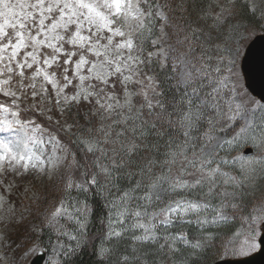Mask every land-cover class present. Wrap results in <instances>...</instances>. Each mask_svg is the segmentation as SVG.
<instances>
[{
	"label": "snow or ice",
	"instance_id": "obj_1",
	"mask_svg": "<svg viewBox=\"0 0 264 264\" xmlns=\"http://www.w3.org/2000/svg\"><path fill=\"white\" fill-rule=\"evenodd\" d=\"M251 6L253 9L259 8L261 15H264V0H252ZM160 15L163 16V13ZM152 18V5L148 0H0V96L4 97L0 100V132L10 133L9 136H0V173L5 171V167L9 171L17 168L27 171L31 168L44 172L61 163V157L56 155L57 148L63 147L61 142L51 133L45 139L47 130L42 125L34 120L21 118L20 105L23 99L30 96L39 103V100L48 96L47 85L55 90L56 105H61L62 101L65 106L72 102L79 105L82 100L89 101L91 98L96 111L111 115L116 109L127 108L129 112L132 111V97L141 93L131 92L128 86L136 84L144 87L142 95L147 108L151 110L154 107L148 99V89L159 95L153 78L145 75L147 86L139 78V66L144 64L139 53L143 51L142 42L146 33L150 32L148 25ZM220 19V15H217V22ZM152 55L153 53L148 54L149 57ZM220 59L224 60V57ZM231 63L234 67V60ZM229 73H232V67L229 68ZM235 78L233 75V79ZM117 84L123 86V103L115 92ZM66 89H71L72 94L68 95ZM233 90L235 91V87ZM191 103L189 101V109L180 120L188 129L192 128L194 117L199 118L192 111ZM233 103L235 110L230 107L229 111L233 112V117L239 116L244 123L232 140L224 143H234L236 148L247 144L248 147L264 150V114L257 117L255 111L246 108L243 103H236L235 100ZM156 104L160 108L164 107L159 101ZM64 110L63 107L59 108L61 115ZM101 119H104L103 115ZM66 127L71 129L72 125ZM101 131L107 142V138L112 135L111 127H102ZM183 134L187 137L188 131ZM122 135L123 132L116 133L117 140ZM82 143L88 152L103 151L101 141L94 136L83 138ZM48 145L52 146L50 153ZM223 146V143L217 144L218 148ZM121 147L125 154L131 155L138 145L135 140H131ZM178 157H183L187 164L181 161L180 174L174 176L172 165L177 163ZM233 159L240 161V177L223 171L219 164L210 167L211 157L189 159L184 154L183 146L169 151L165 162L166 172H154V162L149 159L146 171L141 169L147 182L142 177L130 191L123 192L119 205L115 201L111 203V208L116 211L115 219L109 215L107 238L111 240L113 237H122L130 227L142 230L140 235L131 237L133 241L157 244L158 253H163L165 248L170 254L181 253L182 249L177 247L180 242L189 245L193 250L191 254L198 255L194 250L205 247L207 240L211 239L209 234L202 232L192 242L182 231L172 233L165 227L163 243H160L161 234L158 229L160 226H174L178 221L196 223L203 228L209 223L228 220L229 217L222 210L229 206L235 209L239 205L227 204L225 200H242L248 195L245 186H253L258 176L255 165L260 164V172L264 173V155L257 158L243 153ZM221 160L227 163L223 158ZM113 164L115 165V161ZM97 166L105 174V183H108L111 171L98 161ZM188 167L196 168L199 175L193 176L187 171ZM83 175L85 179L75 184L76 188L87 193L91 187L99 186L97 174L85 172ZM186 176L193 178L189 180L184 178ZM220 185L230 186L232 191L224 188L217 192ZM73 186L71 181L66 184V188ZM205 186L207 191L200 199L187 194ZM139 190H143V195L136 197L134 193ZM177 192H184L185 195L175 199L169 196L166 202L163 200L169 193ZM217 196L220 198L219 203L213 204L212 200ZM135 199L144 203L131 208L129 202ZM161 204L163 206H159ZM154 205L159 206L158 211H149V207ZM87 209V202L81 201L79 207L70 211L62 200L51 213L53 219L69 216L76 220L79 230L77 235L72 236V240L77 242V246L85 240ZM129 213L131 223L126 226ZM244 219L250 221L248 227L243 233L237 234L236 239L224 245V254L249 255L264 246V207L254 209L253 214ZM52 222L53 220L49 221ZM241 235L242 239L239 238ZM133 249L136 251V245H133ZM113 252L114 249L101 246L99 254L104 257L111 256ZM121 260L123 264H129L130 257L125 255ZM173 264H183V261H173Z\"/></svg>",
	"mask_w": 264,
	"mask_h": 264
},
{
	"label": "rangeland",
	"instance_id": "obj_2",
	"mask_svg": "<svg viewBox=\"0 0 264 264\" xmlns=\"http://www.w3.org/2000/svg\"><path fill=\"white\" fill-rule=\"evenodd\" d=\"M223 1L224 0H219V2ZM148 3L152 5L153 18L148 25L150 32L146 33L142 42L143 51L139 53L141 59L144 60V64L139 66L141 69L139 78L144 80V86L148 84V81L144 79L145 75L150 76L153 78L156 90H158L157 92L160 94L159 89H157V80L154 76V65L152 64L151 66L149 61L153 59L151 62H155L154 59H160V62L163 64L166 63L167 57L170 55L174 56L172 63L174 64L175 75L180 84L186 85L190 83L196 75H199V77L201 76V79L198 78V82L201 80L203 82L201 88L202 95L199 102L194 103V101H191L192 111L197 113L199 118L195 119L194 117V124L191 129L185 127V131H188V136L185 137L186 139L184 142L182 139L179 145L176 144L175 146H171L173 147L172 149H178L180 146H183L184 154L187 155L189 159L211 157L212 164L210 167H215L219 164L223 171L239 177L241 175L240 161L233 158L246 153L245 150L248 149V145L245 144L236 148L234 143H224L225 141H231L232 137L239 131V128L242 127L244 123L239 116L233 117V112H230L229 108L231 107L235 110V104L233 103L235 100L236 103H243L246 108L254 110L257 117L264 114V103L247 89L244 74L241 69V61L245 48L256 34L264 30V28L261 29V27H264V15H262L260 26H247L243 29V32L239 29L235 33L233 39L230 38L225 44L217 43L216 46H214L215 53H212L213 57L211 56L210 58L208 57L209 54L205 53L207 51L206 49H200V51H202V53H200L196 48H192V43L188 41L190 31L186 29V25L182 24L178 26V24H174L171 18L168 17L163 6L158 2L153 3L151 0H148ZM225 8L223 11L221 10L218 12L221 20L228 16V8ZM161 13H163V16L160 15ZM170 32H172V34ZM191 35L192 34H190V36ZM194 51L195 53L193 55ZM149 53H153V55L149 57ZM198 56L199 62L197 65L196 58H198ZM221 57H224V60H221ZM232 60L235 62L234 67L231 63ZM194 61L196 62V71L194 68L195 66L192 65ZM230 67H232V73H229ZM233 75L236 77L235 79H233ZM221 81H223V84ZM37 83L39 84V79ZM47 87L48 96L39 100V103L30 96L23 99L20 105L22 113L21 118L31 119L37 124L42 125L47 130L45 139H47L48 133H51V135L55 136L57 140L61 142L63 146L62 149L57 148L56 151V155L61 157V163L54 169H46L44 172L35 171L31 168L27 171H23L21 168H17L15 171H9L7 167H5V171L0 173V264H31V260L39 250L46 252L43 264H53V262L54 264H64V255L76 243V241L72 240V236L77 235L79 230V225L76 220L69 216L56 217L53 219L51 213L55 211L62 200L65 202V207L70 211L75 207H79L81 201H85L76 193L79 188H76L75 184L85 179L83 175L85 172L82 170L77 159V150H75V148H77L78 142H75L72 136L75 138L77 136L81 146L83 145L87 150L82 140L92 135L87 133L89 131L85 133L81 131L82 126H80V123L78 126V122L72 118V116L78 118L76 115L79 108L78 105H73L72 102L65 106L63 101L61 105H56L55 90L52 89L51 85H47ZM128 87L131 92L141 93L140 95H142L144 90V87L136 84H129ZM233 87H235V91ZM65 92L68 95L72 94L71 89H66ZM115 92L117 98L123 103V86L117 84ZM3 99L4 97L0 96V100ZM142 99L144 100V98ZM148 99L152 101L154 107H157L156 102L159 100V96L153 94L151 89H148ZM132 100V111H134V113H139L140 110L143 109L142 105H146L145 100L143 103H140V105H136L134 96ZM83 102L88 104L95 113L98 112H96L94 100L90 98L89 101ZM211 106L216 108L217 115H209V118L213 120L208 122L205 128L203 125L199 127V120L203 118V114L206 112L207 114L210 113ZM61 107L65 109L63 115L59 112V108ZM82 107L85 106H81L80 111L83 110ZM165 107L166 105H164V108ZM188 109L189 106L185 109H183V107L178 108L177 112L183 114L187 112ZM70 110H72L73 115H70ZM120 110L118 111L122 112L121 116L124 117L128 109L124 108ZM116 111L114 113H120ZM98 114H104L109 119H113L115 116L103 112H98L97 115ZM49 117H51V120H49ZM230 117L233 118L230 119ZM109 119L107 120L109 121ZM258 122L257 120V123ZM66 125H72L71 129H68ZM200 128L203 131L201 133L198 132ZM9 135L10 133L8 132H0V136ZM194 141H201V143L195 145L193 144ZM218 143H223L224 146L218 148ZM47 147L50 153L52 146L48 145ZM69 153L71 155H69ZM230 154H232L231 157H229ZM247 155L250 157L255 156L257 158H262L264 150L252 148V151L248 152ZM221 158L226 160L227 163H223ZM181 161H183V157H178L177 163L172 165V175L175 176L180 174ZM183 163L186 165L187 161H183ZM259 166L260 164L255 165L257 171ZM109 167H112V165ZM187 171L192 173L193 176L199 175L196 168L188 167ZM184 178L192 180L193 177L186 176ZM69 181L74 185L72 188H66V184ZM224 188H227L228 191H232V189H230L231 187L226 185H220L216 191L220 192ZM180 195H185V193H169L163 197V200L166 202L169 196L175 199ZM188 195H195L196 199L201 198L197 196L195 192L191 194L188 193ZM136 197L140 196L138 195ZM217 200L218 199H216V204L219 203ZM230 202L236 203L239 206L235 209L230 206L225 207L222 210L223 214L229 217L228 220H232L233 216H238L236 218L238 223L233 233L224 235L218 243H214L217 249L214 258L217 259L244 256L238 254H224L223 247L236 239L237 234L243 233L244 229L248 227L250 221L244 219V217H250L254 209L264 207V197L257 200L252 207H247L243 203H240L239 199L232 200L231 198H227L225 200L227 204H230ZM143 203L144 201L139 199L129 202L131 208H135L137 204ZM87 206L88 214L90 207L88 204ZM159 206L163 205L161 204ZM159 206H150L149 211L154 209L158 211ZM73 215L75 214L73 213ZM130 217L131 213H129L126 218V226L131 223ZM190 219L194 220L195 217H190ZM50 220H53V222L49 223ZM222 222L224 221L209 224L213 226L214 224H220ZM181 223L185 222L178 221L175 224ZM193 224L198 225L196 223ZM136 231L137 235H140L142 232V230L139 229H136ZM160 231L161 229H158L159 233ZM239 238L242 239V235ZM62 246L66 247L62 248ZM169 262L170 260L166 261L164 264H172Z\"/></svg>",
	"mask_w": 264,
	"mask_h": 264
},
{
	"label": "trees",
	"instance_id": "obj_3",
	"mask_svg": "<svg viewBox=\"0 0 264 264\" xmlns=\"http://www.w3.org/2000/svg\"><path fill=\"white\" fill-rule=\"evenodd\" d=\"M151 1L162 5L174 24H178V26L182 24L186 25V29L192 34L188 36V41L192 43V48H196L199 51L200 49H206L205 53L209 54L208 57L210 58L213 55L212 53H215L214 46L217 43L225 44L230 38L233 39L239 29L243 32V29L247 26H260L262 20L259 8H252V0H224L223 2H219V0ZM225 7L228 8V16L217 22L216 17L218 12ZM263 28L261 27V29ZM261 32H264V30ZM170 33L172 34V32ZM194 53L195 51L193 55ZM171 56H168L166 63L163 64L160 62V59H154L155 62H151L153 59L149 61L151 66L152 64L154 65V76L157 80V89L160 92L158 101L166 105L165 108H160L157 105V107H153L150 110L143 104L145 106H143V109L139 113L137 112L138 114L134 113V111L128 112L127 110L124 117L121 116V110L116 109V112L120 113L113 112L112 114L115 115L113 119H109L102 114L104 116L102 120V115H97V111L95 113L88 104L81 101L80 105L85 107H82L83 110L80 111L81 106L78 105L79 108L76 113L78 118L72 116L78 122V126L79 123L82 126L81 131L84 133L89 131L87 133H90L101 141V147L104 150L101 152H87L83 145L81 146L78 137L72 136V139L78 142L75 150H77V159L82 170L88 172L90 175L97 174L100 184L99 186L91 187L87 193H84L81 189L76 192L90 207L87 214L86 235L85 240L79 246H77L76 242L64 255V264H117V261L123 264L121 257L125 255L130 257L129 264H153V262L155 264L163 262L164 264L168 260L172 264L173 261H183V264H212L217 260V258H214L217 252L214 243H218L224 235L235 231L236 224L238 223V220H236L237 214L235 215L236 217L233 216L232 220L214 224L213 226L209 224L203 228L193 223L166 226L169 232L177 233L182 231L187 234L192 242H195V239L199 238L202 232L209 234L211 239L207 240L205 247L194 250L196 253H199L198 255L191 254L193 250L189 245H184L180 242H178L177 247L182 249L181 253L170 254L167 248H165L163 253H158L156 251L157 244L133 241L131 237L137 235V231L130 227L122 237H113L111 240L107 238L108 218L111 214L113 219H115L116 211V209L111 208V203L115 201L119 205V198L123 192L130 191L142 177L145 183L147 182V177L141 172V169H145L149 159L154 162V172H166L165 162L168 159V151L173 148L171 146L179 145L182 139L183 142L186 139L183 134L185 126L180 123L184 113L177 112V109L182 107L185 109L189 106V101L197 103L201 98L203 82L202 80L198 82V78L201 79V76L196 75L186 85L180 84L175 75L174 64L172 63L174 56H172V59ZM196 60L198 65L199 56ZM195 61L192 65L195 66L196 71ZM142 98H144L142 95H134L135 104L140 105V103H143L144 100ZM73 105H76V103L73 102ZM100 112L102 113V111ZM69 113L73 115L72 110ZM215 114L217 115L216 108L211 106L210 113L207 114L206 112L203 114V118L199 120V127L203 125L205 128L207 123L213 120L209 118V115L214 116ZM109 126L111 127L112 135L105 142L104 133L101 131V128H108ZM119 132H123L124 135L120 136L119 140H117L116 133ZM198 132L201 133L203 131L200 128ZM131 140H135L138 148L131 155H127L122 150L121 145L127 144ZM200 143L201 141H194L193 144L199 145ZM231 156L232 154L229 155V157ZM97 161L100 165L107 166L111 171V177L107 178L108 183H105V174L100 172ZM113 161H115V165L112 164ZM110 165L112 167H109ZM260 166L258 167V176L255 184L251 187L246 185L245 190L248 195L242 200L239 199V202L247 207H252L257 200L264 197V173L260 172L262 167ZM130 173H136V175H130ZM206 191L207 186L203 188L198 187L194 192L197 196L202 197ZM142 194L143 190L134 193L135 196H142ZM216 199L219 201V197L217 196L212 200L213 204H216ZM164 228L162 226L159 228L161 229L160 243H163L162 235L164 234ZM133 245H136V251H134ZM101 246L114 249L113 254L111 256H100ZM142 253H147V255Z\"/></svg>",
	"mask_w": 264,
	"mask_h": 264
},
{
	"label": "water",
	"instance_id": "obj_4",
	"mask_svg": "<svg viewBox=\"0 0 264 264\" xmlns=\"http://www.w3.org/2000/svg\"><path fill=\"white\" fill-rule=\"evenodd\" d=\"M242 70L247 88L264 101V33L256 35L246 47ZM46 252L39 250L31 264H43ZM212 264H264V246L252 254L238 258H224Z\"/></svg>",
	"mask_w": 264,
	"mask_h": 264
}]
</instances>
